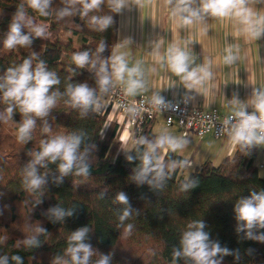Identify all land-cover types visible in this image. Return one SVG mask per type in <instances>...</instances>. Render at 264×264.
Segmentation results:
<instances>
[{
  "label": "clouds",
  "instance_id": "obj_1",
  "mask_svg": "<svg viewBox=\"0 0 264 264\" xmlns=\"http://www.w3.org/2000/svg\"><path fill=\"white\" fill-rule=\"evenodd\" d=\"M140 2L141 0H60L62 6L53 8V0H20L0 41L4 49L11 51L17 47H31L37 38L45 39L46 26L37 23L30 12L45 18L54 15L57 21L78 16L86 20L89 29L103 33L114 23L113 15L101 14L103 8L106 7L109 13L119 14L130 5H138ZM163 3L178 31L200 25L201 31L206 33V21L211 18L229 21L234 35L245 41H257L264 37V7H256L264 5V0H163ZM128 42L115 44L113 53L108 57L102 56L108 48L105 40L100 41L94 52L85 49L73 53L71 59L74 65L94 74L95 88L90 87L87 82H69L60 91V77L35 52L25 57L20 64L8 67L0 75V104L4 105L0 110V121L6 123L18 112L21 119L16 138L19 143L28 144L38 121L41 122L42 133H51L47 118L61 99L73 109L79 110L81 117H84L91 111H98L101 97L107 95L117 84L122 87L126 97L139 95L146 90L141 62L130 65L127 55L117 51ZM192 42L191 38L183 42L173 40L163 52L161 43L156 42L152 56L157 65L166 66L171 74L179 78L186 90L196 92L214 79V72L211 60L195 64L189 50ZM237 59L229 44L225 48L223 63L231 66ZM152 71L155 72L156 68ZM148 102L159 110L172 107L158 93H153ZM228 104L232 111L223 119L221 128L226 131L230 142L245 152L254 147H264V86L253 87L246 100L233 94ZM249 108L252 109L251 112L248 111ZM128 111L133 115L136 113L134 107ZM86 137L87 133L82 129L65 134H51L40 140L37 150L27 153L31 159L22 168L21 182L26 192L38 194L34 206L43 202L44 190L50 182L59 186L68 176L87 177L91 174V150L85 146ZM188 143L186 137L174 136L167 131H162L153 139L145 136L133 139L132 147L123 148L129 163L139 161L129 179L137 186L146 184L153 191L162 190L178 168L190 166L187 160H165L164 157L168 153L182 151ZM50 164H55L58 172V175L51 176V180L49 171H41L49 169ZM198 186L199 180L191 177L180 184V190L189 192ZM104 195L105 193H100V198ZM113 203L124 205L122 209H116L120 222L117 227L122 226L134 211L138 214L124 191L115 195ZM75 211L76 206L66 208L57 204L49 207L43 215L54 224L64 223L66 218L75 215ZM234 213L237 233H243L245 239L264 243V231H260L264 229V189H252L248 196L237 199ZM205 228L206 224L201 219L187 224L178 245L172 249V264H178L180 260L184 264H223V258L229 255L235 260L240 259L239 250L222 247L219 241L210 238V233ZM132 229L133 225L127 224L125 234H131ZM91 231L88 226L72 231L67 237L63 255H56L51 264H111L112 253H99L91 243L86 242ZM47 233V229L37 223L17 246L22 245L26 250L38 248L42 244L41 237ZM248 251L251 253L252 250ZM94 256L97 257L95 260ZM0 264H24V260L20 255L5 254L0 255Z\"/></svg>",
  "mask_w": 264,
  "mask_h": 264
},
{
  "label": "trees",
  "instance_id": "obj_2",
  "mask_svg": "<svg viewBox=\"0 0 264 264\" xmlns=\"http://www.w3.org/2000/svg\"><path fill=\"white\" fill-rule=\"evenodd\" d=\"M19 2L0 0V38L7 31ZM60 6V0H53V8ZM101 14H111L114 18L113 25L103 33L89 29L86 20L78 16L57 21L54 15L45 18L30 12L34 19L47 26L46 38L35 39L32 46H37L36 54L60 77V91L69 82H87L90 87H96L94 74L77 68L71 58L77 51L94 52L102 40L108 45L102 56L113 53L118 14L109 13L106 7ZM0 48H3L2 41ZM28 55L30 53L26 52L0 53V75L8 67L20 64ZM3 107L0 104V110ZM20 119L17 112L12 120L0 121V255H20L24 264H51L56 255H63L70 233L88 226L92 231L86 242L103 254L112 253L111 264H172V249L178 245L181 233L190 221L201 219L212 240L230 250H239V260L229 255L223 258V264H264V243L245 239L243 233H237L234 213L237 199L248 196L252 189H264V177L260 176L255 164L256 147L245 152L237 146L231 156L223 158L217 165L207 161L187 174L184 168H178L164 188L156 192L146 184L137 186L129 179L139 161L129 163L126 160L118 139V124L105 126L107 118L100 110L81 117L79 110L61 99L47 119L51 128H57L61 134L86 131L85 146L91 150V174L68 176L59 186L50 182L44 190L43 202L34 206L38 194L24 190L22 168L31 159L27 153L37 150L40 140L53 133H42L38 121L32 140L21 144L16 138ZM152 123V120L145 121L132 138L153 139L156 134L152 133ZM164 158L185 160L174 153H168ZM41 171H49L50 180L52 175H58L55 164ZM191 177L199 180V186L189 192L181 191L180 184ZM119 191L128 195L138 214L134 211L122 226L117 227L120 222L116 209L124 207L113 203ZM100 193H105L102 199ZM57 204L66 208L76 206L75 215L66 218L64 223L50 222L43 213ZM37 223L48 231L41 237V246L31 250L22 245L18 247V242L30 234V228ZM127 224L133 225L131 234H125ZM178 264H184V261L180 260Z\"/></svg>",
  "mask_w": 264,
  "mask_h": 264
},
{
  "label": "crops",
  "instance_id": "obj_3",
  "mask_svg": "<svg viewBox=\"0 0 264 264\" xmlns=\"http://www.w3.org/2000/svg\"><path fill=\"white\" fill-rule=\"evenodd\" d=\"M256 7L261 8L264 5ZM206 27V33L201 31L200 25L187 30H176L163 0H141L140 4H132L119 13L116 44L129 42L117 51L127 55L130 65L141 62L145 72L146 90L137 96L152 98L153 93H158L164 99L184 101L204 109L216 108L219 113L227 114L232 111L228 101L232 99L233 94H238L241 100H246L253 87L264 86V37L251 42L236 37L229 21L209 18ZM188 38L193 41L189 50L195 64H204L211 60L214 72V79L196 92L186 90L179 78L171 74L166 66L157 65L152 56L156 42L161 43L163 52L173 40L183 42ZM229 44L238 59L235 64L226 66L223 57ZM154 67L155 72L152 71ZM189 96L194 98L188 99ZM103 101L104 96L101 97L100 104ZM110 123L118 124L121 132L124 119L114 112L105 126ZM162 131L184 137L177 127L166 126L158 117L152 123V133L158 135ZM186 138L189 141L186 147L174 153L189 162L190 166L184 168L186 174L207 161L217 165L223 158L231 156L237 147L228 137L220 139L211 133L203 136L190 133ZM132 140L130 130L124 129L121 142L123 148L125 143V147H132ZM256 149L255 164L260 176L264 177V147Z\"/></svg>",
  "mask_w": 264,
  "mask_h": 264
},
{
  "label": "built area",
  "instance_id": "obj_4",
  "mask_svg": "<svg viewBox=\"0 0 264 264\" xmlns=\"http://www.w3.org/2000/svg\"><path fill=\"white\" fill-rule=\"evenodd\" d=\"M150 100L151 98L144 96L126 97L122 87L115 85L104 96V101L99 110L106 115V120L108 121L114 112L123 117V128L118 136L121 142L124 129H129L133 137L135 132L141 130L145 121H154L158 117L161 118L166 126L177 127L184 137L190 133H194L197 136L211 133L214 137L220 139L228 137L226 131L222 130L221 125L223 119L229 113L221 114L216 108L204 109L184 101L166 98L164 99L165 102L170 103L172 107L159 110L148 102ZM133 107L136 109L134 115L128 111L129 108Z\"/></svg>",
  "mask_w": 264,
  "mask_h": 264
},
{
  "label": "rangeland",
  "instance_id": "obj_5",
  "mask_svg": "<svg viewBox=\"0 0 264 264\" xmlns=\"http://www.w3.org/2000/svg\"><path fill=\"white\" fill-rule=\"evenodd\" d=\"M36 20V19H35ZM36 22L37 23H40V24H43V25H45L46 26V24L45 23H43V22H41V21H38V20H36ZM46 28H47V26H46ZM26 30V29H25ZM27 31V30H26ZM39 39V38H38ZM37 46H31V47H28V48H20V47H17L16 49H14V50H11V51H9V50H6V49H4V48H0V53H6V52H15V53H20V52H26V53H33V52H37ZM39 127H41V124H39ZM52 129V133L53 134H61V132L57 129V128H55V127H53V128H51ZM126 144V143H125ZM125 144H124V147H125ZM123 153H124V151H123ZM96 251H98L99 253H101V251L100 250H98V249H96V248H94ZM97 257H93V260H95Z\"/></svg>",
  "mask_w": 264,
  "mask_h": 264
}]
</instances>
